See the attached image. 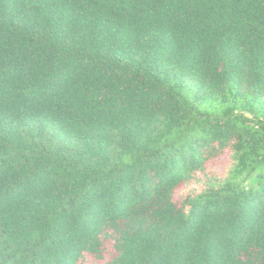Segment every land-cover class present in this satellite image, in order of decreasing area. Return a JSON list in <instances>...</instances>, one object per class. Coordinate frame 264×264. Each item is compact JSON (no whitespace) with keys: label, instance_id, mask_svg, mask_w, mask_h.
Returning a JSON list of instances; mask_svg holds the SVG:
<instances>
[{"label":"trees","instance_id":"obj_1","mask_svg":"<svg viewBox=\"0 0 264 264\" xmlns=\"http://www.w3.org/2000/svg\"><path fill=\"white\" fill-rule=\"evenodd\" d=\"M0 264H264V0H0Z\"/></svg>","mask_w":264,"mask_h":264}]
</instances>
